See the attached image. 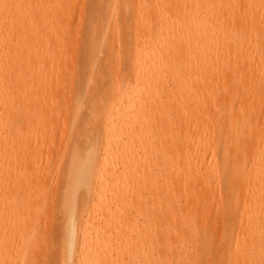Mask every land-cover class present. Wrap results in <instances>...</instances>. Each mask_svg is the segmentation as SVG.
Listing matches in <instances>:
<instances>
[{
  "label": "bare ground",
  "instance_id": "6f19581e",
  "mask_svg": "<svg viewBox=\"0 0 264 264\" xmlns=\"http://www.w3.org/2000/svg\"><path fill=\"white\" fill-rule=\"evenodd\" d=\"M79 1L0 0V264H264V0Z\"/></svg>",
  "mask_w": 264,
  "mask_h": 264
},
{
  "label": "rangeland",
  "instance_id": "374dc122",
  "mask_svg": "<svg viewBox=\"0 0 264 264\" xmlns=\"http://www.w3.org/2000/svg\"><path fill=\"white\" fill-rule=\"evenodd\" d=\"M86 2L87 3H89V0H86ZM92 1H90V3H91ZM86 3V4H87ZM80 5H81V0L79 1V3L77 4V6L75 7V9H74V12L76 13V15H78L79 13H80V11H81V9H80ZM61 6L65 9H68V8H70V6L67 4V2L65 1V2H63V3H61ZM61 44V41L60 40H56L55 41V43H54V52L58 49V47H59V45ZM79 50V49H78ZM51 51H53V49L51 50ZM102 51V50H101ZM97 51V58H96V60H95V67L97 68L98 67V64H99V66H101V65H104V51ZM80 52V51H79ZM101 52V53H100ZM96 54V53H95ZM99 54V55H98ZM102 54V55H101ZM97 62V63H96ZM94 67V68H95ZM96 68H95V70H96ZM52 76V75H51ZM55 75H53V77H54ZM58 93L57 92H53L52 94H50V95H47V96H45V98L46 99H48L49 101H51V102H54L56 99H59V101H61V97H60V95H57ZM83 108H85V107H83ZM85 110V112H87L86 111V108L84 109ZM55 173V172H54ZM52 174V176H51V180H50V182H49V184H53V182H51V181H53L52 179L54 178V181H55V178H56V176H57V173L56 174ZM46 217V216H45ZM236 218H237V215H234L233 216V222H235V220H236ZM61 220V217H59L58 216V221H60ZM55 228V227H54ZM53 228V229H54ZM56 233L54 232V235H55ZM53 235V239H51V238H49V239H47L46 241H44V247H43V252H44V248H45V246H46V249H47V247H50L51 249L49 250V248L46 250L45 249V254H47V253H50V254H47L46 256H48V257H50V255L52 254V251H53V249H54V245H56L55 244V242H57V240H56V235L54 236ZM54 237H55V241L53 242L54 244H53V246L54 247H52L51 245H52V243H49V241L50 240H54ZM46 242V243H45ZM51 242V241H50ZM48 243V244H47ZM53 248V249H52ZM49 250V252H46V251H48ZM52 250V251H51ZM215 250H217V249H215ZM41 253V254H44V253ZM41 254H40V256H39V258H43V257H41ZM43 256V255H42ZM45 256V255H44ZM57 259V258H56ZM55 259V260H56ZM54 262V260L52 261V263ZM51 263V264H52ZM53 264H55V263H53Z\"/></svg>",
  "mask_w": 264,
  "mask_h": 264
}]
</instances>
